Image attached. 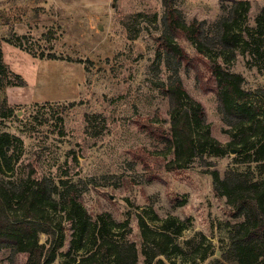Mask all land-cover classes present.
<instances>
[{
	"label": "rangeland",
	"instance_id": "374dc122",
	"mask_svg": "<svg viewBox=\"0 0 264 264\" xmlns=\"http://www.w3.org/2000/svg\"><path fill=\"white\" fill-rule=\"evenodd\" d=\"M247 1L249 10H240L237 44L225 46L220 28L231 15L233 0H172L184 22H202L207 41L202 52L185 33L172 35L163 0H0L4 61L27 81L13 85L11 75H0V101L14 110L0 117V135H11L1 144L9 150L11 171L2 175L18 183L34 164L54 182L65 180L71 196L93 219L102 214L107 223L110 218L126 222L113 228L118 238L136 242L138 264H145L138 214L151 226L159 224L157 215L186 225L178 241L195 238L197 253L189 262L174 256L176 264H206L221 256L243 217L234 216L227 197L215 189L213 171L222 178L237 171L247 178L258 173L255 164L234 160L242 148L233 142L239 128L220 107L212 89L217 80L207 61L241 73L246 98L254 110L264 112L258 95L264 89V55L251 56L244 41L257 34L264 0ZM167 37L194 64L169 53ZM177 78L203 103L210 132L226 153L203 154L183 169L167 170L163 163L171 151L150 128L169 130L170 100L158 84ZM248 135L242 132L236 139ZM43 214L52 219L57 234L41 233L39 242H46L49 255L55 252L50 264H66L71 223L54 209L45 208ZM204 255L209 256L202 260ZM24 260L22 255L14 261L11 246L0 249V264Z\"/></svg>",
	"mask_w": 264,
	"mask_h": 264
},
{
	"label": "trees",
	"instance_id": "16d2710c",
	"mask_svg": "<svg viewBox=\"0 0 264 264\" xmlns=\"http://www.w3.org/2000/svg\"><path fill=\"white\" fill-rule=\"evenodd\" d=\"M163 1L167 7L166 18L172 35L185 33L199 45L200 51H206L207 41L202 36V22H184L172 0ZM249 7L250 2L247 0H233L231 15L222 21L220 28V39L225 46L237 44L239 33L236 29L240 10L248 11ZM256 23L257 34L244 41L247 45L245 49L250 55L259 58L264 55V8L258 14ZM1 42L0 38V75H11L14 81L9 84L25 86L27 81L23 76L5 63ZM165 44L169 53L186 60L187 64H194V60L173 39L167 37ZM48 58L61 57L49 54ZM207 64L217 80L212 89L217 94L220 107L236 122V129L239 128V132L234 134L233 142L240 143L242 148L237 151L238 156L234 160L238 163L255 164L258 176L247 178L244 175L246 172L237 171L235 176L222 178L218 170L213 171L215 189L220 195L227 197L234 216L243 219L232 228L228 249L206 264H226V261L231 264H264V112L254 110V106L246 98L248 93L243 88L245 78L241 73L226 69L212 59ZM1 86L2 79L0 88ZM158 86L170 100L169 130L150 128V131L161 136L171 151L170 158L164 160V167L167 170L183 169L188 166V160L203 154L223 156L226 148L217 144L211 134L203 103L187 90L182 80L177 78L169 82L162 81ZM258 95L264 99V89L259 90ZM13 112L11 105L0 101V117L10 116ZM246 131L249 132L248 136L236 139ZM10 136L8 132L0 135V249L11 246L16 262L23 255L24 264L52 263L55 252L49 255L46 242H39L41 233L54 237L57 234L52 219L43 214L46 208L63 213L62 216L66 215L71 223L73 234L66 264L139 263L136 242L125 237L118 238L119 232L113 228L123 226L126 222L117 223L110 218L109 225L102 214L93 219L77 197L71 196L70 186H66L65 180L54 182L40 174L34 164L30 166L27 177L21 178L18 183L3 176L5 169L11 171V164L7 160L9 150H3L1 144ZM18 211H23V216L19 217L16 214ZM156 217L159 224L151 226L138 214L145 242L142 249L145 264H176L172 260L174 256L187 262L193 260L197 253L196 239L188 238L183 243L178 241L186 225L177 218ZM63 239L62 234L60 245L64 242ZM213 253L214 251L211 252L212 255ZM208 256L204 255L201 259L205 260ZM168 259H171L170 263L166 261Z\"/></svg>",
	"mask_w": 264,
	"mask_h": 264
},
{
	"label": "water",
	"instance_id": "95a60500",
	"mask_svg": "<svg viewBox=\"0 0 264 264\" xmlns=\"http://www.w3.org/2000/svg\"><path fill=\"white\" fill-rule=\"evenodd\" d=\"M237 151V149H232V152H236Z\"/></svg>",
	"mask_w": 264,
	"mask_h": 264
}]
</instances>
